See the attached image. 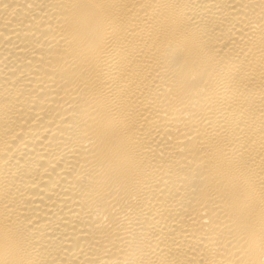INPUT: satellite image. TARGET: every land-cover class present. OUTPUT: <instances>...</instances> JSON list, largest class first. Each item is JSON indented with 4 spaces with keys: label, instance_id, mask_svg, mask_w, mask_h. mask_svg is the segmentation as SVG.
<instances>
[{
    "label": "bare ground",
    "instance_id": "bare-ground-1",
    "mask_svg": "<svg viewBox=\"0 0 264 264\" xmlns=\"http://www.w3.org/2000/svg\"><path fill=\"white\" fill-rule=\"evenodd\" d=\"M0 264H264V0H0Z\"/></svg>",
    "mask_w": 264,
    "mask_h": 264
}]
</instances>
